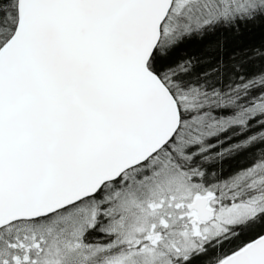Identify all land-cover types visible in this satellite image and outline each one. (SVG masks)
I'll return each instance as SVG.
<instances>
[{"label":"snow or ice","instance_id":"obj_1","mask_svg":"<svg viewBox=\"0 0 264 264\" xmlns=\"http://www.w3.org/2000/svg\"><path fill=\"white\" fill-rule=\"evenodd\" d=\"M257 25L264 0H0V264H264V49L172 59Z\"/></svg>","mask_w":264,"mask_h":264},{"label":"trees","instance_id":"obj_2","mask_svg":"<svg viewBox=\"0 0 264 264\" xmlns=\"http://www.w3.org/2000/svg\"><path fill=\"white\" fill-rule=\"evenodd\" d=\"M216 41L223 43L222 49H215ZM255 49H264V28L259 25L243 30L239 34L218 33L209 36L202 41H193L183 45L172 57L178 60L185 57H196L203 63H198L196 71H211L220 63L219 57H223L224 62L230 64L234 57L236 61L244 59ZM249 72L264 67V61L260 59L250 60L245 65ZM249 156L247 154L237 155L234 158L217 162L214 167L223 169L225 174L247 164Z\"/></svg>","mask_w":264,"mask_h":264}]
</instances>
